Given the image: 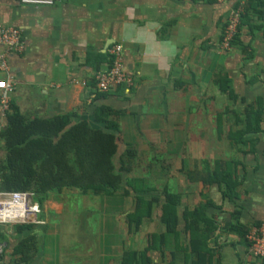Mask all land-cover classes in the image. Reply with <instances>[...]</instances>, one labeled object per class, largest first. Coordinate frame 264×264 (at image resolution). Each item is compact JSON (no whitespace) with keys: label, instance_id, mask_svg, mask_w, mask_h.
<instances>
[{"label":"crops","instance_id":"1","mask_svg":"<svg viewBox=\"0 0 264 264\" xmlns=\"http://www.w3.org/2000/svg\"><path fill=\"white\" fill-rule=\"evenodd\" d=\"M236 8L243 11L241 31L232 50L224 51ZM0 28L22 34L20 52H8V71L0 70V80L10 76L15 83L11 98L22 114L49 119L78 113L92 120L101 106L127 112L119 120L120 153L132 146L142 171L153 160L165 170L157 184L146 177L151 169L128 175L147 180L153 191L127 187L128 197L95 196L85 223L75 213L77 225L56 224L66 208L65 191L45 201L42 224L18 231L17 224L0 223V264L19 260V245L32 238L30 260L17 264H126L127 253V264H194L198 257L183 215L201 205H208L217 226L208 241L213 264H264L232 230L239 211L247 232L264 223V114L260 132L245 131L248 115L264 107V0H57L53 6L0 0ZM115 45L123 47L135 87L126 90L129 101L111 96L95 102V76L110 70ZM6 126L0 114V136ZM3 145L0 139V162ZM222 166L238 175L234 199L219 183L190 178L193 171ZM66 192V200L77 193ZM166 193L180 199L181 223L172 231L163 222ZM143 198L159 202L137 232L127 216Z\"/></svg>","mask_w":264,"mask_h":264},{"label":"trees","instance_id":"2","mask_svg":"<svg viewBox=\"0 0 264 264\" xmlns=\"http://www.w3.org/2000/svg\"><path fill=\"white\" fill-rule=\"evenodd\" d=\"M241 27L242 24L239 33ZM239 33L233 41L232 48L238 40ZM110 61L112 68L113 62L111 59ZM114 91L110 94L97 92L95 102L108 100L111 96L124 101L130 100L126 95L125 87ZM230 97L237 99L232 89ZM258 109L252 113V116L248 115L246 132L261 131L264 107L259 104ZM124 115H127V112L101 106L92 120L85 119L78 113L44 119L22 114L18 106L12 102L11 110L7 114V126L0 136L6 152L5 159L0 162V192L32 193L43 208L50 195L54 194L58 197L66 190L78 192L83 196L123 195L125 197L130 195L128 188L142 194L155 190L147 180L128 176L138 164L132 146H126V150L121 153L119 151L122 147L119 120ZM244 137L241 135V139ZM235 175L237 173L232 171V168L225 171L222 166L216 171L209 168L193 171L190 178L200 179L205 185L219 183L225 195L234 199L238 196L240 187L238 175L237 178ZM166 196L163 222L172 231L181 223L179 213L176 212L180 199L172 193H166ZM156 202H159V198L150 200L143 198L136 213L127 216L128 224L134 226V231L139 232L145 218L151 217ZM207 207L208 205H201L193 211L187 209L183 215L184 223L192 232L191 244L198 257L194 264H213L212 250L208 246V241L215 236L217 226L208 216ZM236 219L237 222L232 230L247 239L248 232L243 230L240 224L241 211L237 212ZM27 228H31V224L15 225L18 231ZM34 240L35 238L25 240L19 245L24 247L20 249L22 256L12 264L28 263ZM3 256L4 254L0 257L1 260ZM129 257L127 253L124 258L126 264Z\"/></svg>","mask_w":264,"mask_h":264},{"label":"built area","instance_id":"3","mask_svg":"<svg viewBox=\"0 0 264 264\" xmlns=\"http://www.w3.org/2000/svg\"><path fill=\"white\" fill-rule=\"evenodd\" d=\"M57 0H21L25 5L53 6ZM243 11L233 9L230 13L225 38L222 42L223 50H232L233 41L239 33ZM4 47L7 51H3ZM22 48L21 31L15 28H0V70L8 71L7 53H19ZM112 68L106 72H98L95 76L97 91L110 94L114 89L125 87L132 91L135 80L128 72L123 47L115 45L110 51ZM16 89L12 78L0 80V114L6 117L11 110L12 94ZM42 213L41 204L28 192H0V223L1 224H42L39 219ZM247 242L251 254L264 261V223L253 225L247 233ZM0 246V257L3 255Z\"/></svg>","mask_w":264,"mask_h":264},{"label":"rangeland","instance_id":"4","mask_svg":"<svg viewBox=\"0 0 264 264\" xmlns=\"http://www.w3.org/2000/svg\"><path fill=\"white\" fill-rule=\"evenodd\" d=\"M161 110H162V107H160L159 111H161ZM5 156H6V153H5ZM153 161L151 163H149L147 161V163L143 164L144 166H147V170L151 169L150 170V174L151 175L150 176L146 175V177L151 179L150 182H152V184H157L155 181H159V183L164 182V177H163V174H162V171H165L164 170V166H162L161 168H157V166L155 164H153ZM137 164L138 165H136L135 170L133 171L132 174H129V176L140 177V176H142V174L145 173V171H147L145 169H144V171H142L141 165H139L138 162H137ZM148 165H149V168H148ZM166 181H169V182L173 183L172 179H169V180H166ZM172 190H174V188H172ZM66 193H69V192L65 191L61 195V197L64 198L65 206H66L67 209L65 208V210H64L63 218L56 220V224H59V225H62V224H76L77 225V222H75L76 219L73 217V215L75 213H78V215L80 217L79 221L82 222V223H85V220H86V218L88 216L86 211L93 210L89 206H90L91 203H94L95 201H97L96 197L94 196L93 199H91L88 196H83V195H81V194H79L77 192V193L74 194V198L73 199H67L66 200ZM59 196L60 195H58V197ZM96 217H98V219H99V216L96 215V214L94 216H92V218H93L92 219V223H97L98 219L95 220ZM93 220H95V221H93ZM78 234H80V232H78ZM80 242H82V240ZM81 246H83V245L81 244ZM71 251H73V248H71ZM66 254H69L67 249H66Z\"/></svg>","mask_w":264,"mask_h":264}]
</instances>
